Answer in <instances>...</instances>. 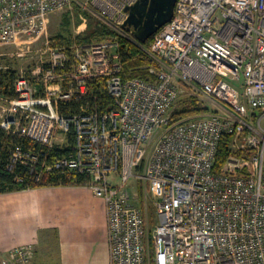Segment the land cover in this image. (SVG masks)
<instances>
[{"label":"built area","instance_id":"2783aa9c","mask_svg":"<svg viewBox=\"0 0 264 264\" xmlns=\"http://www.w3.org/2000/svg\"><path fill=\"white\" fill-rule=\"evenodd\" d=\"M138 1L0 0V128L38 148L15 147L8 170L84 177L105 203L110 264H264V0H177L144 48L151 80L122 75L120 37L144 45L124 28ZM75 6L78 36L90 14L111 35L53 40L52 16ZM193 103L204 111L175 117ZM33 258L28 245L0 264Z\"/></svg>","mask_w":264,"mask_h":264},{"label":"crops","instance_id":"0c3cea01","mask_svg":"<svg viewBox=\"0 0 264 264\" xmlns=\"http://www.w3.org/2000/svg\"><path fill=\"white\" fill-rule=\"evenodd\" d=\"M28 245L33 264H110L104 201L87 186L0 194V257Z\"/></svg>","mask_w":264,"mask_h":264},{"label":"trees","instance_id":"16d2710c","mask_svg":"<svg viewBox=\"0 0 264 264\" xmlns=\"http://www.w3.org/2000/svg\"><path fill=\"white\" fill-rule=\"evenodd\" d=\"M87 14V13H86ZM91 27L94 28L92 32H85L77 37L79 42H94L103 41L111 35L112 31L106 26H101L99 21H91ZM58 44L69 43L66 39L62 37L53 38ZM150 40L147 42L149 44ZM119 51L122 58V75L124 78H141L146 80H151L148 71L144 69L146 64L145 45L137 44L136 42L126 38L120 37ZM3 83V81L1 80ZM91 89L97 95L101 103H110V99L106 93L105 83L103 80H97L91 86ZM76 106H72V110H76ZM64 112H68V108L63 109ZM202 108H199L197 104H182L176 110L175 117L178 119L180 117L203 112ZM229 143L230 137L226 135L219 146L218 154L216 157L214 169L216 172L221 171L223 168L228 154H229ZM21 146L25 150H37L38 148L34 143L23 139L17 135H9L5 130L0 128V194L11 193L16 191H21L31 188L39 187H60V186H85V178L80 175H68V174H45L43 175L42 181L37 183L33 180V175L30 173V169L18 165L15 172H10L8 170V165L10 161L11 151L17 147ZM19 176L23 179L19 181Z\"/></svg>","mask_w":264,"mask_h":264},{"label":"water","instance_id":"95a60500","mask_svg":"<svg viewBox=\"0 0 264 264\" xmlns=\"http://www.w3.org/2000/svg\"><path fill=\"white\" fill-rule=\"evenodd\" d=\"M177 0H139L128 9L129 17L124 24L135 39L146 44L165 24L169 23L175 13Z\"/></svg>","mask_w":264,"mask_h":264},{"label":"rangeland","instance_id":"374dc122","mask_svg":"<svg viewBox=\"0 0 264 264\" xmlns=\"http://www.w3.org/2000/svg\"><path fill=\"white\" fill-rule=\"evenodd\" d=\"M81 12L82 10L79 7L75 6L73 9L65 10L63 12L53 15L50 24L48 26V32L50 36L53 38L62 37L69 42L74 40V38H77L79 32L78 28L81 26V21L79 20V13ZM88 18H89L88 23L85 24L83 27L85 28L86 31L92 32L94 28L91 27L90 25L91 21L95 22L99 20L92 14H90ZM99 22L101 23V21ZM101 26H105V25L101 23ZM144 45L147 46L148 44L146 43ZM17 65H18V61L16 60L14 62H11V66L13 68H15ZM209 107H210V111H214L218 108V106L215 104H210ZM129 188L132 193L136 192L137 194H139V197L141 198L140 205L144 207L142 203L143 192H144L143 184L138 182L137 180H132L129 184ZM148 208H149L148 213L150 218V229L153 230L158 224V216L156 214V210L154 209L152 205V200L150 198L148 200Z\"/></svg>","mask_w":264,"mask_h":264}]
</instances>
